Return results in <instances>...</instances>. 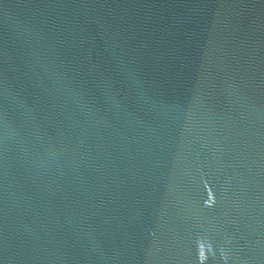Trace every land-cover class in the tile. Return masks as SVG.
<instances>
[{"label": "water", "instance_id": "1", "mask_svg": "<svg viewBox=\"0 0 264 264\" xmlns=\"http://www.w3.org/2000/svg\"><path fill=\"white\" fill-rule=\"evenodd\" d=\"M0 264H264V0H0Z\"/></svg>", "mask_w": 264, "mask_h": 264}]
</instances>
